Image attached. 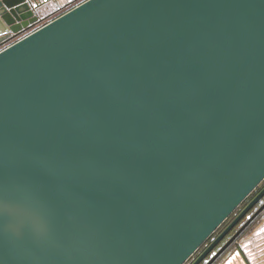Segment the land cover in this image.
Masks as SVG:
<instances>
[{"label":"water","instance_id":"obj_1","mask_svg":"<svg viewBox=\"0 0 264 264\" xmlns=\"http://www.w3.org/2000/svg\"><path fill=\"white\" fill-rule=\"evenodd\" d=\"M263 181L264 0H84L0 50V264H185Z\"/></svg>","mask_w":264,"mask_h":264},{"label":"crops","instance_id":"obj_2","mask_svg":"<svg viewBox=\"0 0 264 264\" xmlns=\"http://www.w3.org/2000/svg\"><path fill=\"white\" fill-rule=\"evenodd\" d=\"M42 1V0H41ZM76 0H43L38 1L40 17L51 15L55 11L66 8ZM251 210L222 240V242L206 257L201 264H206L227 241L239 231V229L255 213ZM237 212L233 213L222 225L224 229L230 224ZM199 255V254H198ZM197 255V256H198ZM196 256V257H197ZM213 264H264V217L260 214L237 237V239L213 262Z\"/></svg>","mask_w":264,"mask_h":264},{"label":"rangeland","instance_id":"obj_3","mask_svg":"<svg viewBox=\"0 0 264 264\" xmlns=\"http://www.w3.org/2000/svg\"><path fill=\"white\" fill-rule=\"evenodd\" d=\"M38 14L39 17L41 16L38 10ZM49 15H46L45 17H43V19H46V17L48 18ZM40 19H42V17H40ZM264 187V181L251 193V195L235 210L237 212V215L235 216V218L238 216V214L241 213V211L250 203V201L260 192V190ZM255 208H258V206H256ZM252 209V210H255ZM234 211V213H235ZM251 212V211H250ZM234 218V219H235ZM229 219V218H228ZM227 219V220H228ZM226 220V221H227ZM225 221V222H226ZM224 222V223H225ZM229 225V224H228ZM227 227V226H226ZM225 227V228H226ZM222 226L202 245V247L185 263V264H192L200 255L201 253L217 238V236L225 229H221ZM199 254V255H198ZM198 255V256H197ZM197 256V257H196Z\"/></svg>","mask_w":264,"mask_h":264},{"label":"built area","instance_id":"obj_4","mask_svg":"<svg viewBox=\"0 0 264 264\" xmlns=\"http://www.w3.org/2000/svg\"><path fill=\"white\" fill-rule=\"evenodd\" d=\"M38 1L42 2L43 0H42V1H41V0H37V2H38ZM38 3H39V2H38ZM40 4H41V3H40ZM53 19H54V18H53ZM42 20H43V19H42ZM42 20H41V22H39V23H37L36 25H34V26H33L31 29H29L27 32H25L24 34L20 35L18 38H15V39L9 41L8 43H6L5 45L1 46V47H0V50L3 49V48H5V47H8V46L11 45L12 43L16 42L18 39L22 38L23 36H25V35L28 34V33H31L32 31L38 29L39 27H41L42 25H44L45 23L49 22V21L52 20V19L46 20V21H44V22H42ZM261 215L264 217V209H263Z\"/></svg>","mask_w":264,"mask_h":264},{"label":"trees","instance_id":"obj_5","mask_svg":"<svg viewBox=\"0 0 264 264\" xmlns=\"http://www.w3.org/2000/svg\"><path fill=\"white\" fill-rule=\"evenodd\" d=\"M84 0H76L74 3H72L71 5H69L68 7L66 8H62V9H59L57 11H55L54 13H52L51 15L48 16V18L46 17V19H43L42 22L46 21V20H49V19H53V18H56L57 16L61 15L62 13L66 12L67 10L73 8L75 5L79 4L80 2H82Z\"/></svg>","mask_w":264,"mask_h":264}]
</instances>
